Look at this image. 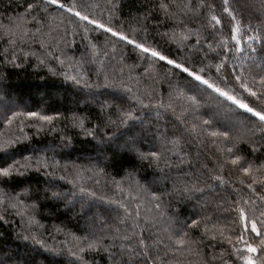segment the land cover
I'll return each mask as SVG.
<instances>
[{
  "label": "trees",
  "instance_id": "trees-1",
  "mask_svg": "<svg viewBox=\"0 0 264 264\" xmlns=\"http://www.w3.org/2000/svg\"><path fill=\"white\" fill-rule=\"evenodd\" d=\"M71 2L106 25L111 18L112 27L177 60L191 63L203 55L184 46L194 37L181 44L179 22L163 15L158 0ZM171 2L179 12L187 0ZM38 3L0 0V166L12 163L9 156L30 165L18 166L23 176L0 179V264H119V245L125 241L115 240L113 259L86 245L102 237L106 247L117 229L118 235L133 230L130 221L121 223V204L129 211L139 204L146 236L166 241L187 233L185 239L201 250H169L165 264H202L212 255L214 264H233L227 240L210 237L217 228L229 233L225 209L232 190L243 188L239 180L246 178L223 161L230 155L226 149L235 145L242 164L264 165V129L218 107L215 94L189 92L188 80L164 62L145 64L138 50L91 25L85 32L86 22L71 13L28 10ZM233 7L242 26L264 34V0H235ZM215 63L211 55L204 61L211 65L207 76L215 75ZM212 132H227L228 138ZM38 159L48 166L37 171ZM209 173L222 176L224 183L208 179ZM52 192L60 198H52ZM160 255L165 256L163 246Z\"/></svg>",
  "mask_w": 264,
  "mask_h": 264
},
{
  "label": "snow or ice",
  "instance_id": "snow-or-ice-1",
  "mask_svg": "<svg viewBox=\"0 0 264 264\" xmlns=\"http://www.w3.org/2000/svg\"><path fill=\"white\" fill-rule=\"evenodd\" d=\"M234 3L235 0H220L219 4L216 3V0H198V3L194 4L193 0H187L178 12L173 10L174 4L171 0L170 2L158 0L157 7L163 15L179 22L182 29L180 32L181 44L194 37V43L184 44V46L189 49L195 48L197 53H203V55L195 56L191 63L177 60L174 58V54H165L148 45L146 40H138L129 34H125L124 31L112 27L111 18L108 25L98 19L90 18L89 15L77 10V5L71 0H69V4L63 0H39L38 4H29L27 8L29 11L38 8L46 14L49 13V9L53 11L63 9L71 13L79 21L86 22L83 25L85 32L89 31L87 25H91L93 30L100 29L103 33L110 34L112 38H115V41L123 42L132 46L133 50H138L145 64L149 61L164 62L174 70V73L178 72L188 80L192 86L188 89L189 92L215 94L218 107H222L227 112L235 113L237 118L243 117L250 123L258 124L261 129H264V34L250 24L242 26L243 18L237 17L236 9L233 7ZM147 16L148 14L145 13L144 18L147 19ZM185 21H196L199 23V27L194 24L193 27L189 28ZM142 30L144 29L142 28ZM225 30H227V35H225ZM205 33L207 35H204ZM164 35L167 36L168 33H164ZM175 35L173 33V38ZM213 40L218 42L212 43ZM180 51L178 48L176 54H179ZM111 52L115 53L116 48L112 47ZM210 55L216 61L214 65L215 75L212 77L206 75V68L211 67V65H204V61ZM12 62L14 66H19L15 65L14 60ZM197 63L202 66L196 68L195 64ZM255 69H259V71H255ZM190 99L193 103L196 102V96H191ZM159 106H164L162 101ZM29 115L36 116L37 114L29 113ZM39 118L46 121L52 119L50 116ZM204 123L207 124L208 121ZM192 131L195 132V128ZM211 135L228 138L227 132H212ZM6 143L11 142L7 141ZM233 147L235 145L226 149L230 155L224 159L223 163L236 166L237 171L242 172L246 179L239 180V185H242L243 188L238 187L232 190L231 203H228L225 209L229 213L227 217L229 233L226 235L223 228H217L210 239L216 240L217 235H219L227 240L232 249L230 256L233 258V264H239V262L242 264H264V165L254 167L251 163L242 164V157L233 153ZM158 155L157 152L151 153L153 157H158ZM8 159H11L12 163L0 166V179H10L14 174L23 176L25 173L19 171L18 166L25 169L30 167L27 163L20 165L19 161L12 156H9ZM41 166L46 168L48 165L47 163L41 164V160L38 159L36 170L38 171ZM208 179H215L221 184L224 183L220 175L213 176L209 173ZM245 189L251 193L247 198L240 194ZM186 190L190 191L191 188L186 186ZM258 192L259 195L257 196ZM25 194H29L28 190H25ZM51 197L60 198L56 192H52ZM47 198L46 195L45 199ZM153 198L156 199L155 196ZM2 203L4 200L0 199V204ZM31 206L35 208L36 202L33 201ZM12 207L16 208V205L13 204ZM120 207L124 209L125 213L121 223L130 221L128 226L133 230L130 233L118 235L119 229H117L114 233L113 242L106 247L102 246L104 238L93 237L88 240L86 245L89 250L108 252L109 259H113L114 254L110 249L117 247L115 240L125 241L126 243L119 245V255L121 256L119 264H165L169 250L173 251V254L176 251L200 253L201 250L198 247L193 248V244L196 242L185 239L187 233L183 235L177 233L175 237L170 235L166 241L146 236L145 230L140 227L145 221L140 215L139 204L132 211H129L128 207L123 204ZM155 208L159 209L160 204L156 203ZM2 219L3 217H0V220ZM197 224L198 221L193 220L191 227H195ZM205 232H208L207 227ZM23 239L27 240L28 237L24 236ZM37 243L40 242L37 241ZM161 246L165 249L164 257L160 255ZM206 247L212 248L214 245H207ZM69 251L71 252V249ZM80 251H84V248H81ZM71 254L76 255L75 252H71ZM216 259L212 255L202 264H214ZM224 264H228V262L225 261Z\"/></svg>",
  "mask_w": 264,
  "mask_h": 264
}]
</instances>
